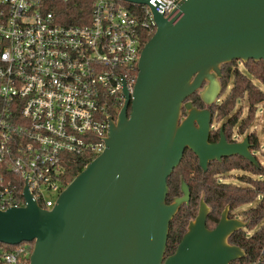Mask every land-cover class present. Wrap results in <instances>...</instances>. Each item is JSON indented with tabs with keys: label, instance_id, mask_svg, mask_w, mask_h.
Returning <instances> with one entry per match:
<instances>
[{
	"label": "water",
	"instance_id": "95a60500",
	"mask_svg": "<svg viewBox=\"0 0 264 264\" xmlns=\"http://www.w3.org/2000/svg\"><path fill=\"white\" fill-rule=\"evenodd\" d=\"M149 7L156 30L141 50L133 91L123 88L104 150L52 209L40 207L26 186L25 206L0 209V243H32L29 264H230L243 255L228 237L247 222L229 218L226 207L208 228L201 200L175 252L165 257L169 223L190 198L182 180V195L167 203V179L186 149L203 171L234 155L258 165L248 133L228 142L221 130L219 141L209 142L211 112L186 99L203 88L201 99L212 104L223 64L264 61V0H182L175 24Z\"/></svg>",
	"mask_w": 264,
	"mask_h": 264
},
{
	"label": "built area",
	"instance_id": "2783aa9c",
	"mask_svg": "<svg viewBox=\"0 0 264 264\" xmlns=\"http://www.w3.org/2000/svg\"><path fill=\"white\" fill-rule=\"evenodd\" d=\"M46 1L0 0L1 210L26 205L24 186L40 207L56 205L68 157L104 150L123 88L133 91L145 38L156 30L149 6L173 24L182 16V0H91L89 22L64 25ZM257 229L252 264H264V214ZM31 251L30 242L0 249V264H29Z\"/></svg>",
	"mask_w": 264,
	"mask_h": 264
},
{
	"label": "trees",
	"instance_id": "16d2710c",
	"mask_svg": "<svg viewBox=\"0 0 264 264\" xmlns=\"http://www.w3.org/2000/svg\"><path fill=\"white\" fill-rule=\"evenodd\" d=\"M90 4L91 0H47L45 10L51 12L56 21L61 24H84L90 19ZM151 36H146L145 41H148ZM236 62L239 61L232 60L221 66L219 80L222 85V94L227 89L228 92L220 102L215 101L213 104H206L197 91L189 96L186 101L192 102L196 108L209 106L210 110H208L212 114L213 122L224 120V130H221L227 140L233 141L236 135L248 133L251 152L252 149H258L259 142L256 133L248 132V130L255 118L258 105L264 102V90L254 84L251 77H255L264 86V61L250 59L243 63L246 72L232 66ZM241 99H245L247 102V114L243 118L240 117L239 113L234 112L237 102ZM183 115H185L184 111ZM215 139L216 136L211 135V140ZM95 157L90 154L70 155L63 173L64 185H67ZM257 163L258 165H254L246 158L234 155L223 157L221 160L210 161L207 170L203 171L199 166L197 156L189 149L184 151L179 165L167 179L166 202L171 203L175 198L182 195V180L188 186L190 198L188 203L180 206L169 223L165 257L175 252L178 243L187 231L189 223L197 216L201 200L209 207L206 226L214 228L226 207L229 208L228 217L233 218L235 217V209L251 204L258 196H261V200L253 208L244 211L243 222H247V225L232 232L228 237L231 245L237 246L243 251V255L232 260L230 264H252L260 251L263 239L262 231L260 229L254 230L264 214V167L260 165L258 160ZM234 170L244 173L239 177L241 184L218 180V176ZM20 185L22 184L20 183ZM12 247L13 245L0 243L2 250H8Z\"/></svg>",
	"mask_w": 264,
	"mask_h": 264
},
{
	"label": "rangeland",
	"instance_id": "374dc122",
	"mask_svg": "<svg viewBox=\"0 0 264 264\" xmlns=\"http://www.w3.org/2000/svg\"><path fill=\"white\" fill-rule=\"evenodd\" d=\"M243 63L245 62H236L235 64H233L232 66H236L239 69H241L242 71H245V67L243 66ZM251 79L253 80L254 84H256L257 86H259L260 88H262L264 90V86L261 84V82H259L255 77H251ZM220 82V80H219ZM220 86H221V92H220V96H217V98L215 99L216 102H220V100L227 94L228 89L222 94V85L220 82ZM203 91V88L199 89L197 91L198 94H200ZM222 94V96H221ZM219 98V99H218ZM214 101V102H215ZM213 102V103H214ZM212 103V104H213ZM184 111V109H183ZM234 112L239 113L240 117L243 118L246 116L247 114V102L245 99H241L237 102L236 108L234 110ZM224 120H215L213 122L214 126L217 127L219 126L221 123H223ZM249 131H253L256 133L257 138H258V142H259V147L258 149H252L251 153L255 156V158L258 160V162L260 163V165L262 167H264V102L260 103L258 105L256 114H255V118L252 122V125L250 126ZM247 133L240 135V136H235V139H239V141L242 140V138L246 135ZM244 175L243 172L241 171H231L229 173H225L223 175L218 176V180L219 181H224V182H232V183H236V184H241L239 177ZM259 202L258 199H256L254 202H252L251 204L248 205H244L241 206L237 209L234 210V214L236 219L242 220L244 221V211H246L247 209L253 208L257 203ZM209 209V207H208ZM199 210V208H198ZM259 226V224L254 228L257 229Z\"/></svg>",
	"mask_w": 264,
	"mask_h": 264
},
{
	"label": "flooded vegetation",
	"instance_id": "af4514ba",
	"mask_svg": "<svg viewBox=\"0 0 264 264\" xmlns=\"http://www.w3.org/2000/svg\"><path fill=\"white\" fill-rule=\"evenodd\" d=\"M197 108L201 109V110H203V109H209L210 110L209 106H203V107H197ZM221 129L224 130L223 129V123H221L219 126L215 127L214 124H213V119H212V121H211V130H210V134H209V142L215 143V142L219 141L220 134H221ZM211 135L216 136V139L215 140H211ZM226 140H227V138H226ZM227 141L228 142H238L239 139H234L233 141H230V140H227Z\"/></svg>",
	"mask_w": 264,
	"mask_h": 264
}]
</instances>
